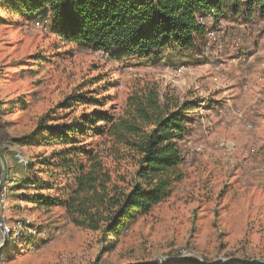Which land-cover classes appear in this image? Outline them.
Instances as JSON below:
<instances>
[{
    "label": "rangeland",
    "instance_id": "1",
    "mask_svg": "<svg viewBox=\"0 0 264 264\" xmlns=\"http://www.w3.org/2000/svg\"><path fill=\"white\" fill-rule=\"evenodd\" d=\"M214 30L213 47L201 46L184 58L119 62L65 47L47 25L37 28L0 10V216L7 225L0 264H176L188 258L264 264V22L239 17ZM98 76L104 80L84 91L110 96L105 108H61ZM106 82L113 86L105 89ZM147 82L174 105L199 104L189 113L193 122L183 143L185 177L172 196L115 242L76 227L63 208L28 201L34 194L28 180L41 174L34 167L30 175L18 154L34 162L61 148L22 147L17 140L36 134L42 119L58 126L93 110L120 112L135 86ZM105 161L128 183L133 180L130 161Z\"/></svg>",
    "mask_w": 264,
    "mask_h": 264
},
{
    "label": "trees",
    "instance_id": "2",
    "mask_svg": "<svg viewBox=\"0 0 264 264\" xmlns=\"http://www.w3.org/2000/svg\"><path fill=\"white\" fill-rule=\"evenodd\" d=\"M0 10L31 20L34 26L39 23V28L47 25L65 47L103 53L119 62L184 58L201 46L207 49V32L216 24L239 17L264 22V0H0ZM103 80L98 76L86 82L65 98L61 108H105L110 96L95 98L84 91ZM110 83L105 89L113 86ZM198 107L192 101L174 105L156 84L147 82L135 86L120 112L93 110L58 126L42 119L40 130L17 144L61 150L37 155L34 162L17 159L30 175L34 167L41 174L28 180L34 192L28 201L48 210L63 208L76 227L118 241L183 181V143L193 122L189 113ZM107 159L119 165L130 161L133 180L128 183L114 173ZM176 264L200 263L188 258Z\"/></svg>",
    "mask_w": 264,
    "mask_h": 264
},
{
    "label": "built area",
    "instance_id": "3",
    "mask_svg": "<svg viewBox=\"0 0 264 264\" xmlns=\"http://www.w3.org/2000/svg\"><path fill=\"white\" fill-rule=\"evenodd\" d=\"M199 21L201 23H204L205 22V19L203 17H201L199 19ZM35 26L37 28H39L40 27V24L37 23ZM215 42H217V34H216V31L214 29H210L207 32V36H206V46H207V48L213 47V45H214ZM101 57H105L103 53H101ZM17 158L20 160V162H24L25 161L24 158L20 154H18ZM3 230H5V231L7 230V225L1 219V221H0V236L3 234ZM182 256L183 257H187L186 253H184Z\"/></svg>",
    "mask_w": 264,
    "mask_h": 264
},
{
    "label": "water",
    "instance_id": "4",
    "mask_svg": "<svg viewBox=\"0 0 264 264\" xmlns=\"http://www.w3.org/2000/svg\"><path fill=\"white\" fill-rule=\"evenodd\" d=\"M3 179H4V167H3V164H2L1 159H0V191H1ZM0 221H1V218H0ZM5 232L6 231L3 230V234H5ZM217 264H222V263H217ZM226 264H232V263H226ZM233 264H239V263L234 262Z\"/></svg>",
    "mask_w": 264,
    "mask_h": 264
}]
</instances>
